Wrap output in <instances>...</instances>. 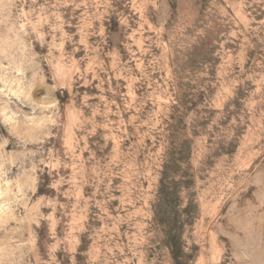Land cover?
<instances>
[{"label": "clouds", "instance_id": "9594fccd", "mask_svg": "<svg viewBox=\"0 0 264 264\" xmlns=\"http://www.w3.org/2000/svg\"><path fill=\"white\" fill-rule=\"evenodd\" d=\"M0 264H264V0H0Z\"/></svg>", "mask_w": 264, "mask_h": 264}]
</instances>
